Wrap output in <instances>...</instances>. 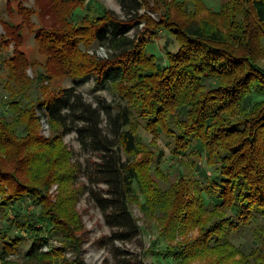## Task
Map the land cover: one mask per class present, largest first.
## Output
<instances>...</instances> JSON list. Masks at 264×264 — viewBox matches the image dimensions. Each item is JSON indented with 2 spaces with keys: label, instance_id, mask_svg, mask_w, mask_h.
<instances>
[{
  "label": "trees",
  "instance_id": "obj_1",
  "mask_svg": "<svg viewBox=\"0 0 264 264\" xmlns=\"http://www.w3.org/2000/svg\"><path fill=\"white\" fill-rule=\"evenodd\" d=\"M117 1L125 19L98 0H36L43 26L34 28L28 17L35 10L19 0L21 23L3 22L0 262L19 264L6 257L29 237L34 242L24 264H54L65 254L64 247L41 250L51 236L66 237L78 250L77 232L84 225L75 204L89 191L112 228L99 243H110L116 257L124 253L116 241L142 238L164 223L145 250L159 261L188 264L218 255L206 264H264V0H221L217 9L206 7L205 0H161L167 12L159 22L141 12L149 0ZM142 23L149 27L139 30ZM25 24L47 58L41 64L47 71L38 70L36 79L26 72L36 62L19 48ZM149 28L150 35L165 31L175 40L163 62L148 51L152 41L142 35ZM11 40L15 49L6 57ZM94 42L113 53L100 57L82 48ZM57 76H94L98 86H113L122 102L101 99L94 105L75 86L46 88L45 81ZM41 119L51 125V135L42 133ZM140 129L158 142V152L143 149ZM74 131L97 156L86 166L73 161L74 150L64 141ZM162 137L168 151L158 147ZM166 154L177 164L175 180L161 166ZM201 163L208 168L204 177L194 174ZM82 173L88 182L79 186ZM144 188L152 194L145 195ZM133 197L148 225L134 215ZM30 203L38 209L24 213ZM194 226L199 233L190 238ZM245 226L255 238L249 251L231 237ZM161 239L166 243L158 245Z\"/></svg>",
  "mask_w": 264,
  "mask_h": 264
},
{
  "label": "rangeland",
  "instance_id": "obj_2",
  "mask_svg": "<svg viewBox=\"0 0 264 264\" xmlns=\"http://www.w3.org/2000/svg\"><path fill=\"white\" fill-rule=\"evenodd\" d=\"M11 1L9 4V7L7 6V2ZM23 4H25L28 7H32L35 10V13L28 17L29 23L28 26L33 25L34 28H37L39 26H43L42 17L40 15V6H37L36 0H21ZM88 3L90 0H86ZM101 2L103 6H105L108 9H111L114 11L120 18L125 19L127 16L125 14V11L122 9L121 5L117 0H98ZM158 0H149V5L146 6L145 9H142V14H147L152 20L159 22L162 19V16L164 14V3H162L161 0H159V3H157ZM206 7L210 6L212 8L217 9L220 5L221 0H205ZM18 3L19 0H0V34H5V29L3 26V22L10 21L16 24H20L22 21V16L18 15ZM38 7V8H36ZM175 10V8H174ZM174 10H170V12H175ZM188 11L190 8L187 9ZM12 11V13H11ZM175 14V13H174ZM27 24H25V27L21 29V43L19 45V48H21L28 58L31 60H34L37 65L35 66H28L26 69L27 74L30 77H33L36 79L37 71L43 70L47 71V69L42 66L41 64L46 65V56L39 51V47L37 42L35 41V34L33 32H30L29 29L26 27ZM149 27V25L142 23L139 27V30H142L144 28ZM150 28L148 29V33L143 32V38L149 40L151 42L148 46V51L151 53H154L157 55L158 61L163 62L165 58V52L167 50H174L176 44L174 38L169 37L167 32H159V34L156 35H150ZM141 32V31H140ZM137 33L136 30H132L130 32L131 36L134 37ZM1 37V36H0ZM8 49L4 50V54L6 57L11 56L12 52H14L15 49V42L9 41L8 42ZM82 48L88 49L89 52L95 53L99 55L100 57H108L110 54L113 53V50L107 46L102 45L99 42H94L90 47L83 46ZM261 63L264 65V59L261 61ZM42 67V68H41ZM49 69V68H48ZM42 71V72H43ZM5 75V73H0V76ZM35 84V82H34ZM46 88H50L51 90L57 91L59 88L62 87H69V86H75L79 92H81L84 97L87 99V101L92 102L94 105H97L98 102L102 99L105 102L113 103V105H118V103L122 102L121 98L119 96V93L114 87L112 88L108 85L98 86L97 79L94 76H89L83 79H72L67 76H57L53 77V79L45 81ZM1 88V87H0ZM7 93L3 92L0 89V112L3 110V104L1 103V98H6ZM262 97H256L255 99L260 100ZM124 102V101H123ZM41 127L42 133H44L46 136L51 135L52 127L47 122L46 119H41ZM105 126V122L103 124ZM141 133L145 134L144 140V150H149L152 148L155 152H158V149L155 148L158 144V142H152L151 136L147 131H144L140 129ZM240 137V135H239ZM64 141L74 150V159L79 160L80 162H83V165L86 166L87 161L89 158H95L97 157L96 154L91 151L90 149L85 150L81 143L77 139L76 132H70L64 136ZM152 142V143H151ZM158 147H165V142L162 139H160V143ZM168 151V148H167ZM166 152V151H165ZM139 154L138 156H140ZM126 156V155H125ZM134 159V156H132ZM165 160L162 163V168L164 169V174L169 173L170 179L175 180V173L174 168L172 166L175 164L174 159H172L171 155H165ZM201 165H204L201 167ZM9 168H12L9 166ZM205 168L208 170L206 165L204 163H201L200 166L197 167V169H194V174L197 175L198 173L204 177L203 173ZM163 179V178H159ZM170 180V181H171ZM87 181V177L82 173L80 175V178H78V185L85 184ZM88 182V181H87ZM160 184L162 187L166 188L168 186L167 183H164L163 180H160ZM102 186H105L104 184H101ZM57 184H53L50 193L53 196V199L56 200V192H57ZM140 191V190H139ZM142 192L150 196L152 193L148 188L142 189ZM138 194V190H137ZM91 193L89 191H84V193L79 196L78 201L76 202L75 206L76 209L79 211L82 217L83 222V229L78 230L77 234L80 236V243L78 250H75L71 245H69V241L66 240V237L63 238L62 236H51L49 239L48 245L41 246L42 251L48 252L51 247H55V249L61 247L66 248L65 254L61 255L60 258H58L54 264H159L158 262H161L162 264H169V260L161 258L159 261L156 256L150 253H146V248L149 247L150 241H153L157 238L156 229L158 231V228L160 230L164 229V226L162 224H159L161 226L156 225L158 228H155V222L158 223L156 217H153V232L147 233L146 236H137L131 241L121 242L116 241L115 247L118 248L122 253L120 256H115L112 251L110 250V247L112 245L109 243L108 245L104 246L103 244L99 243V240L103 238L106 235H110L112 232V228L105 222L104 216L102 211L95 205L94 201L90 197ZM138 198V196H136ZM134 200V201H133ZM34 204V203H33ZM30 203L27 209L23 211L24 213H30L33 210L38 209V207L34 206ZM131 209L136 216V218L140 219L139 222L141 224H149L150 220L147 215L144 214L143 210L141 209V202H137L134 197L131 198ZM194 214V211H193ZM16 213L11 211L10 217L14 218ZM263 220H261L262 222ZM159 230V231H160ZM199 233V227L194 226L193 228H189L188 236L190 238L194 237ZM18 234L23 236H31L30 234L20 231ZM28 234V235H27ZM178 239H183V237L178 234ZM232 239L235 243L240 245L242 249L245 251H249L251 246L253 245V242H255L254 234H253V228L251 226H245L240 230L238 233L232 234ZM169 242V239H167ZM33 238L29 237L23 240V242L19 246V252L17 254H9L6 258L14 261L15 263L24 264L26 261L27 254L29 253V250L31 249L33 245ZM166 242L161 239V243L158 245H163ZM50 245V246H49ZM144 245L146 247H144ZM158 248V247H157ZM62 250V249H61ZM57 251V250H55ZM58 252V251H57ZM218 255H210L205 258H194L193 260L189 261L188 264H206L208 261L217 258ZM52 260L51 262H53ZM170 264H179L177 261H170ZM0 264H2L0 262ZM42 264H49V262H42Z\"/></svg>",
  "mask_w": 264,
  "mask_h": 264
}]
</instances>
